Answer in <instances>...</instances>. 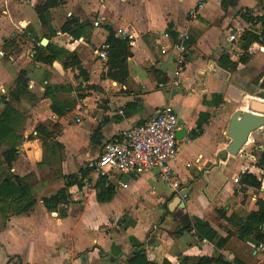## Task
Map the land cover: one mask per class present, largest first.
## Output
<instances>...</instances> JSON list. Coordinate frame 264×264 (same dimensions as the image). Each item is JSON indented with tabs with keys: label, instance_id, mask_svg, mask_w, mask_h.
I'll list each match as a JSON object with an SVG mask.
<instances>
[{
	"label": "crops",
	"instance_id": "obj_1",
	"mask_svg": "<svg viewBox=\"0 0 264 264\" xmlns=\"http://www.w3.org/2000/svg\"><path fill=\"white\" fill-rule=\"evenodd\" d=\"M47 1L0 0V116L20 118L14 160L0 157V264H128L138 252L151 264H264V244L236 227L264 203V125L228 152L233 124L264 119V46L242 42L260 31L245 18L264 17V0H54L38 15ZM110 33L128 45L124 72L99 58ZM166 105L179 122L177 188L156 171L87 167Z\"/></svg>",
	"mask_w": 264,
	"mask_h": 264
},
{
	"label": "built area",
	"instance_id": "obj_2",
	"mask_svg": "<svg viewBox=\"0 0 264 264\" xmlns=\"http://www.w3.org/2000/svg\"><path fill=\"white\" fill-rule=\"evenodd\" d=\"M107 50L106 44L101 45L99 58L103 61L107 59ZM178 129V117L174 109L166 105L145 124L120 132L116 139L103 146L96 160L90 161L87 167L95 169L101 176L156 171L162 183L177 188V184L172 182L171 164L177 157Z\"/></svg>",
	"mask_w": 264,
	"mask_h": 264
},
{
	"label": "trees",
	"instance_id": "obj_3",
	"mask_svg": "<svg viewBox=\"0 0 264 264\" xmlns=\"http://www.w3.org/2000/svg\"><path fill=\"white\" fill-rule=\"evenodd\" d=\"M225 0H222L224 3ZM57 4L54 0L47 1L46 4L38 6L35 8L36 13L39 15L43 12H46L49 8L55 7ZM247 23H256L260 25V31L258 33L246 32L242 36V42L244 50L252 43H257L258 45L264 46V17L257 18H245ZM76 23L69 21L63 25L61 28L62 33L72 34L73 25ZM108 46L107 50V59L108 65L111 69H118L119 71L124 72L125 69V59L130 55L128 53V45L126 42L119 41L113 37V34L110 33L106 43ZM20 118L12 109H6L3 114L0 116V146L6 145L7 149L0 154V157L3 159L6 165L10 166V163L14 160L15 156V146L18 141L16 136V130L18 128ZM199 131V130H198ZM198 134L197 132L195 133ZM1 166V164H0ZM259 166H264V153L260 155ZM240 182L246 186L258 189L260 187V182L249 174H244L240 176ZM10 192V188L6 190ZM113 194V189L107 187L102 193H99L97 200L99 202H108L111 200ZM65 203L64 193L60 192L55 197H51L43 200V205L48 211H54L61 204ZM64 212H60V216L63 217ZM187 218L184 216L178 220V223H183V229L187 230L185 225ZM238 232L242 235L243 238L252 240L255 244H264V203L258 204V210L252 212L244 221H238L236 224ZM198 234L201 237H207L208 240H213L215 233L209 228H197ZM209 235V236H208ZM128 264H151L146 261L141 252L135 253Z\"/></svg>",
	"mask_w": 264,
	"mask_h": 264
},
{
	"label": "water",
	"instance_id": "obj_4",
	"mask_svg": "<svg viewBox=\"0 0 264 264\" xmlns=\"http://www.w3.org/2000/svg\"><path fill=\"white\" fill-rule=\"evenodd\" d=\"M253 109H256V104L252 105ZM264 110V108H263ZM264 125L263 118H257L250 115H244L242 119L233 124L230 131L231 142L228 145V152L231 155H235L239 149L245 143L249 133ZM132 175L137 174L136 172L131 173Z\"/></svg>",
	"mask_w": 264,
	"mask_h": 264
},
{
	"label": "rangeland",
	"instance_id": "obj_5",
	"mask_svg": "<svg viewBox=\"0 0 264 264\" xmlns=\"http://www.w3.org/2000/svg\"><path fill=\"white\" fill-rule=\"evenodd\" d=\"M262 83L264 84V81L262 80ZM252 153L255 155V153L252 151ZM259 153V152H258Z\"/></svg>",
	"mask_w": 264,
	"mask_h": 264
}]
</instances>
